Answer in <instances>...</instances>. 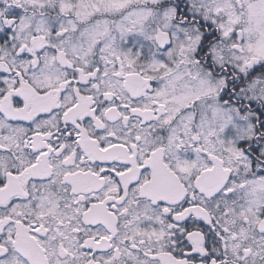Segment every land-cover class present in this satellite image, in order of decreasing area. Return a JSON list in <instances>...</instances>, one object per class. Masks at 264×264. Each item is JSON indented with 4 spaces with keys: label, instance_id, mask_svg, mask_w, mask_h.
Returning a JSON list of instances; mask_svg holds the SVG:
<instances>
[{
    "label": "snow or ice",
    "instance_id": "obj_1",
    "mask_svg": "<svg viewBox=\"0 0 264 264\" xmlns=\"http://www.w3.org/2000/svg\"><path fill=\"white\" fill-rule=\"evenodd\" d=\"M0 264H264V0H0Z\"/></svg>",
    "mask_w": 264,
    "mask_h": 264
}]
</instances>
